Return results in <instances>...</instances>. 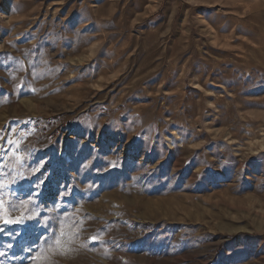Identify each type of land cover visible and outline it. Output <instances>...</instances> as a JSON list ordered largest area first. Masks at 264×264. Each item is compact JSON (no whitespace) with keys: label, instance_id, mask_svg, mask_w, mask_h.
Segmentation results:
<instances>
[{"label":"rangeland","instance_id":"obj_1","mask_svg":"<svg viewBox=\"0 0 264 264\" xmlns=\"http://www.w3.org/2000/svg\"><path fill=\"white\" fill-rule=\"evenodd\" d=\"M0 199V264H264V0H0Z\"/></svg>","mask_w":264,"mask_h":264},{"label":"snow or ice","instance_id":"obj_2","mask_svg":"<svg viewBox=\"0 0 264 264\" xmlns=\"http://www.w3.org/2000/svg\"><path fill=\"white\" fill-rule=\"evenodd\" d=\"M17 195H18V193H17ZM0 204H2V199H0ZM5 222L7 223V222H10V221H5ZM92 239H93V241H95V237H93Z\"/></svg>","mask_w":264,"mask_h":264}]
</instances>
